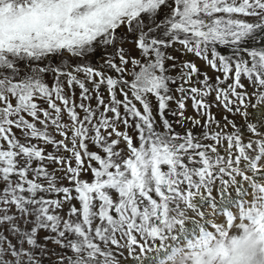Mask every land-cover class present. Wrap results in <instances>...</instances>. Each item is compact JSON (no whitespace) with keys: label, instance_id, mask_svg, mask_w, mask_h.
<instances>
[{"label":"snow or ice","instance_id":"obj_1","mask_svg":"<svg viewBox=\"0 0 264 264\" xmlns=\"http://www.w3.org/2000/svg\"><path fill=\"white\" fill-rule=\"evenodd\" d=\"M0 264H264V0H0Z\"/></svg>","mask_w":264,"mask_h":264}]
</instances>
